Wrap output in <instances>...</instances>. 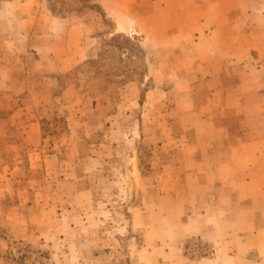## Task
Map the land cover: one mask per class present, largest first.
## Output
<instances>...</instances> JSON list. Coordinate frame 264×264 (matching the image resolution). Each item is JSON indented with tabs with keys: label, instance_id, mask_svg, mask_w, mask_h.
Wrapping results in <instances>:
<instances>
[{
	"label": "rangeland",
	"instance_id": "rangeland-1",
	"mask_svg": "<svg viewBox=\"0 0 264 264\" xmlns=\"http://www.w3.org/2000/svg\"><path fill=\"white\" fill-rule=\"evenodd\" d=\"M261 155L264 0H0V264H249Z\"/></svg>",
	"mask_w": 264,
	"mask_h": 264
},
{
	"label": "crops",
	"instance_id": "crops-1",
	"mask_svg": "<svg viewBox=\"0 0 264 264\" xmlns=\"http://www.w3.org/2000/svg\"><path fill=\"white\" fill-rule=\"evenodd\" d=\"M242 16H244L243 13ZM258 160L264 162V155H261ZM259 168L260 170L258 171V176L255 178L256 180H252V178L249 183L244 181L243 186H255L258 188L259 195L262 198L260 203L264 207V166H259ZM249 222H251L248 224L249 227L243 228L242 255L247 259L249 264H264V236L262 234L264 232V218L253 219ZM233 233H235L234 230Z\"/></svg>",
	"mask_w": 264,
	"mask_h": 264
}]
</instances>
